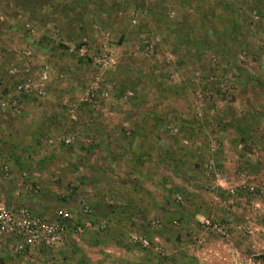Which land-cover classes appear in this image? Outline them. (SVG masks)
Segmentation results:
<instances>
[{
  "label": "rangeland",
  "instance_id": "rangeland-1",
  "mask_svg": "<svg viewBox=\"0 0 264 264\" xmlns=\"http://www.w3.org/2000/svg\"><path fill=\"white\" fill-rule=\"evenodd\" d=\"M103 54L107 69L92 61ZM151 118L161 126L147 133L174 150L155 175L118 174L122 159L147 161L122 153L133 129L120 120ZM99 148L122 154L97 166ZM0 185L17 199L8 207L91 222L54 252L7 237L13 261L0 264H264V0H0ZM124 199L136 221L113 218Z\"/></svg>",
  "mask_w": 264,
  "mask_h": 264
},
{
  "label": "built area",
  "instance_id": "built-area-1",
  "mask_svg": "<svg viewBox=\"0 0 264 264\" xmlns=\"http://www.w3.org/2000/svg\"><path fill=\"white\" fill-rule=\"evenodd\" d=\"M112 56L103 54L92 57L93 64L100 69H107L112 63ZM47 67L43 68L39 74V93H44L42 81L47 78ZM29 86L28 84L25 87ZM60 141L65 144L70 143L72 140L69 136H61ZM55 140H49V142ZM4 175L9 176V168L7 165L4 167ZM82 213L89 214L90 207L82 200ZM71 213L67 209L60 208L55 212L54 218L46 216H34L26 207L11 208L0 202V238L4 236L17 238L24 241L25 244L30 246H43L46 248L56 247L64 240L68 231L70 230ZM201 225L205 229H210L220 234H227V226L224 223L215 220L204 218L201 220ZM91 227L89 219H85L76 225H73V232L80 234L84 228ZM131 239L138 243L142 248L148 246V240L143 235H132ZM24 244L16 243L14 251H20ZM13 246V245H12ZM11 246V247H12Z\"/></svg>",
  "mask_w": 264,
  "mask_h": 264
},
{
  "label": "crops",
  "instance_id": "crops-1",
  "mask_svg": "<svg viewBox=\"0 0 264 264\" xmlns=\"http://www.w3.org/2000/svg\"><path fill=\"white\" fill-rule=\"evenodd\" d=\"M43 111H41V113H43ZM30 116H32L31 113H30ZM113 122L116 125V123L118 121L117 122L113 121ZM120 123H123V125H126V124H129L130 126L132 125L131 128L133 129L132 136L123 137L122 140H121V142H122V153H123L124 149H127V147L130 146L131 147V151L133 153L138 152V155H140V156L144 155V157H146L147 161L143 162L142 164H140V163L136 164L135 161L131 162V158L135 157L134 155L130 156V158L126 162H124V160L122 159L121 160L122 164L119 167V168H121V172H119L118 174H121L123 176L124 175L125 176H131V177H134V176H141L142 177V176H144V174L146 175V173H152V174L155 175L156 174V170H154L155 168L152 166V164H156V163L159 162V160H160L159 156L163 157V151H162L163 149H167V151L164 152V154L166 156H168L169 153H171L174 150V148H175L174 141L173 140L171 141V139H169V138L167 139V138H164V137L154 136L152 133L149 135L147 133L148 132L147 131L148 130L147 129L148 126L151 128V131L155 130V132H157L156 129H159V126H161L160 122L158 120H156V119L154 120V119L151 118V119H149V122H147L146 119H145L144 121H138L137 123H128L127 121L120 120L118 126L120 125ZM109 126H110L109 129L111 130L112 129V123ZM118 126H117V128H118ZM14 138L17 139V136H14ZM112 138H113L112 136H108V140H110ZM29 142L31 144H35L36 140H35V138L31 137ZM119 148L118 149L109 148L108 150L106 148H104V149H100L99 148V152L97 154H100L99 155L100 157L95 155V159H97L99 161V160L102 159V157L103 158L107 157V156H105L106 153L108 154L110 152H112L113 155H115L116 157H119L118 155L122 154V153L121 154H117V153H119ZM92 159H94V158H92ZM95 159H94V161H95ZM94 163L97 166L102 165L100 161L99 162L95 161ZM11 169L13 170L12 166H11ZM100 171H101V169H99L98 173H100ZM107 173L112 175L113 177L118 175V174L112 173L111 170H109ZM12 193H14V192L11 191V190H9V191L7 190L5 192V188L2 187V185H0V201L5 203V204H7L8 206H12V204L18 203L17 199L15 200L14 199L15 197L12 196ZM126 198H127V196H125V199ZM125 199H124L123 206H122V209H121L122 212H123L120 215L121 218H118L117 215L115 216V214H113L114 215L113 218H115L116 221H118V222L119 221L121 222V220H122V223H125V222H129L130 223L129 219H131L130 218V216H131L132 219H134L136 221L137 216H139V215L131 214L132 213L131 212L132 207L129 206V203H127V201H125ZM72 204L73 203H69L67 205V207L70 208L73 211V213H74L75 210H76V207L74 208V206ZM140 210L142 212L141 213L142 216H148V215H150L152 213L158 212V211H155V209H151V210L148 211L146 209V207H144V208L140 207ZM94 213L95 212H93L91 217H95ZM108 217L109 216H107V218ZM75 218H73L75 223H78V222H80L82 220V217H78L77 215L75 216ZM109 219L111 220V224H113V219H111L110 217H109ZM74 222H73V224H74ZM70 226H71V224H70ZM71 229H73V226H71ZM71 229L68 232L67 237L65 238L64 244H62L58 248H54V249H62V248L65 249L69 241L78 238V237H76L73 234V232H72L73 230H71ZM90 235H96V234H94V232L93 233H86L85 237L86 236H90ZM117 236H118V234H116L114 238H117ZM8 240H9V238H4V239L0 238V258L7 259L10 262L12 260V257H10V256H13V255H12V253L8 252L7 249L5 248V245L7 244L6 242ZM77 240H79V239H77ZM44 249H46L47 251H53V249H51V248L43 247L42 250L44 251ZM33 250H37L38 251V249H35L34 247H29L26 250L22 251L21 253L24 254L22 256V258L25 261H28V262L36 260L37 257L36 256L34 257V253H33L34 251ZM112 253H113V255L110 254L109 255L110 257L112 256L115 259L119 258V257H117L115 252H112ZM8 255H10V256H8ZM197 258H198V256H197Z\"/></svg>",
  "mask_w": 264,
  "mask_h": 264
}]
</instances>
